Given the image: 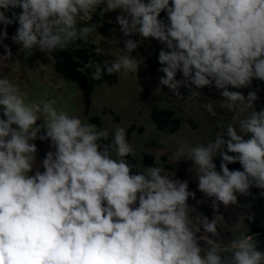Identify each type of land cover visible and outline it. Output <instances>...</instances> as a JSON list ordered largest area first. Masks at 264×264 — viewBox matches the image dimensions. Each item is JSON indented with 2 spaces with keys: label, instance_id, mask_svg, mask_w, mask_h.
<instances>
[{
  "label": "clouds",
  "instance_id": "obj_1",
  "mask_svg": "<svg viewBox=\"0 0 264 264\" xmlns=\"http://www.w3.org/2000/svg\"><path fill=\"white\" fill-rule=\"evenodd\" d=\"M98 8L101 16L120 10L115 22L127 38L122 51L132 54L143 40L162 45L159 85L178 99L182 86L194 97L214 86L223 97L219 107L234 113L233 120L255 109L214 140L191 148L181 143L173 153V159L193 162L198 190L212 198L211 207L235 205L253 187L264 190V108L256 110L257 90L239 91L253 79L264 82V0H0V44L7 27L18 24L11 39L25 59L34 50L52 59L76 41H88L95 25L78 22ZM3 47L0 63L13 58ZM139 67L135 56L122 55L97 63L91 78L100 81L105 71L122 69L137 73ZM53 104L26 103L17 86L0 78V264H264L255 234L233 238L227 248L207 238L209 246L202 247L201 230L219 236L217 221L189 205L196 194L187 180L169 177L162 165L133 172L126 158L135 149L124 128L103 143L107 129ZM216 106L211 99L201 103L212 117ZM37 139L52 149L41 161L43 171H34ZM215 157L221 158L219 170ZM234 163L242 170H230ZM245 218L254 221V214L239 217Z\"/></svg>",
  "mask_w": 264,
  "mask_h": 264
},
{
  "label": "rangeland",
  "instance_id": "obj_2",
  "mask_svg": "<svg viewBox=\"0 0 264 264\" xmlns=\"http://www.w3.org/2000/svg\"><path fill=\"white\" fill-rule=\"evenodd\" d=\"M101 8L104 5L100 6ZM120 14V10L111 11L105 15H100V8L90 17L81 19L78 27L95 25V30L90 34V38L99 47L109 62L122 55L135 56L140 67L137 73L125 72L123 69L119 73L108 75L100 81H94V91L88 115L86 106L83 103L81 88L71 82H67L59 77L53 69V60L48 59L45 53L34 50L33 54L25 59V54L20 51V46L12 39H6L0 44V55L4 54L3 45L11 48L13 58L6 63H0V78H7L13 85L20 89L26 103H42L43 101H54L53 106L58 112H66L69 116H77L84 123H91V119H99L101 129H107L110 138L117 128L126 130V138L129 144L135 149L132 155L139 164L141 171L145 170L142 164V156L150 154L155 157L156 165H162L169 177L187 180L189 190L195 192V199L190 198V206L203 213L209 220L215 218L217 221V231L219 236L211 237L210 233L201 230L200 235L203 241L201 246L207 248V238L217 240L222 248H227L233 238H238L242 234L252 235V227L264 226V196L260 195L262 189L251 188L252 195L238 196V203L225 206L219 204L218 209L211 207V199L198 190V177L194 164L189 159H173V153L183 143L186 147H195L198 144H206L214 140L217 132H222L229 123L237 125L239 119L250 115L254 108L245 109L237 120H233L234 113L226 108L219 107V102L223 100L220 92L213 87L201 89V97L188 96V89L180 88L182 99H178L169 91L166 86L159 85V78L163 73H152L147 67L148 57L156 48L162 45L155 40H143L138 35H133L131 39L141 41L138 48L132 54L122 51L124 48V37L120 31V26L115 22V18ZM162 19L166 20V13H161ZM111 21V22H110ZM105 23H112L114 26L107 32L99 29ZM17 53H19L17 55ZM18 60L17 62H14ZM178 80L183 79L182 73H177ZM259 86V88H257ZM230 90H237L231 89ZM257 90L259 99L255 101L256 110L264 108V82L253 79L249 88L239 89L245 95L248 91ZM211 99L217 102L214 111L217 116L212 117L201 107V103ZM171 111L174 112L181 121V129L175 134H164L158 132L152 122L153 112ZM38 123H43V115ZM96 125V124H95ZM134 131L129 135L131 127ZM142 128L143 132L139 133ZM248 137H245L247 139ZM37 144L38 152L34 171H43L41 161L45 153L50 148L49 141H34ZM157 145V146H155ZM116 157L115 151L112 152ZM220 157L214 158V163L219 165ZM31 174V173H30ZM205 200L204 204H197V200ZM254 214V221L240 220L239 217ZM196 212L191 213L194 226H198ZM199 235V234H198ZM254 242L258 250L264 251V236L255 234ZM230 255V252H225Z\"/></svg>",
  "mask_w": 264,
  "mask_h": 264
},
{
  "label": "trees",
  "instance_id": "obj_3",
  "mask_svg": "<svg viewBox=\"0 0 264 264\" xmlns=\"http://www.w3.org/2000/svg\"><path fill=\"white\" fill-rule=\"evenodd\" d=\"M16 11H19V9H17ZM8 15L10 16L11 13H8ZM113 26L114 25L112 23H105V25L99 30L101 32H107L108 30L112 29ZM3 27V25H0V31L3 30ZM17 27L18 24L9 25L7 27V39H11ZM97 49H99V47L89 37L87 42L76 41L75 44L70 46L67 51L57 52L52 58L54 72L65 81L75 83L81 88L83 103L86 106V115H88L92 101V94L94 91L95 80L91 78L92 73L95 71V66L97 63L103 65V62L107 60L102 51L99 49L100 51L97 52ZM160 49L161 47L156 48L155 51L147 59V67L152 73H158V69L161 67L158 62V53ZM107 77L108 74L105 71L103 78ZM151 119L158 132L169 135L175 134L181 129V121L174 112L155 111L152 113ZM91 122L96 124V126L101 129L99 119H91ZM134 128V126L131 127L128 132L129 135L134 131ZM142 132L143 129L140 128L139 133ZM111 142L112 139L110 138V136L107 141H103V143L109 144ZM126 159L134 165L133 172H142L139 167L138 161L132 155H129ZM142 164L145 167L156 165L155 157L150 154H144L142 156ZM228 167L230 170H242L239 163L230 164L228 165ZM252 232L254 234L264 236V226H254L252 227Z\"/></svg>",
  "mask_w": 264,
  "mask_h": 264
}]
</instances>
